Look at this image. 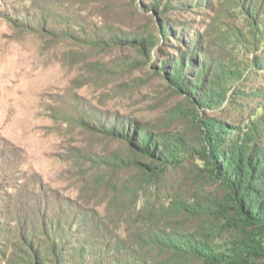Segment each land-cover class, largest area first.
Instances as JSON below:
<instances>
[{"label": "rangeland", "instance_id": "rangeland-1", "mask_svg": "<svg viewBox=\"0 0 264 264\" xmlns=\"http://www.w3.org/2000/svg\"><path fill=\"white\" fill-rule=\"evenodd\" d=\"M154 5L189 40L162 46ZM177 46L204 76L223 69L221 103L204 115L241 128L264 118V0H0V264H41L44 243L51 259L56 247L76 264L129 260L94 172L115 144L81 120L161 124L180 98L156 56L177 59Z\"/></svg>", "mask_w": 264, "mask_h": 264}, {"label": "trees", "instance_id": "trees-1", "mask_svg": "<svg viewBox=\"0 0 264 264\" xmlns=\"http://www.w3.org/2000/svg\"><path fill=\"white\" fill-rule=\"evenodd\" d=\"M150 7L164 21L162 46H172L170 36L189 40L169 25L166 5L162 15L159 5ZM173 51L177 59L165 52V61L161 55L155 61L180 98L161 124L118 113L81 120L87 132L115 144L94 172L107 186L104 212L124 227L121 248L129 260L117 264H264V118L241 128L204 115L221 103L223 69L204 76L205 62L195 53L186 60L180 46ZM54 236L63 238L59 231ZM40 250L41 264L77 262L68 249L51 248L55 259L47 244Z\"/></svg>", "mask_w": 264, "mask_h": 264}]
</instances>
